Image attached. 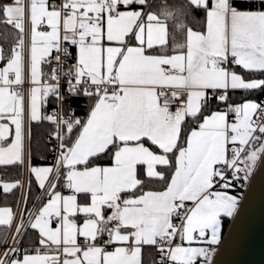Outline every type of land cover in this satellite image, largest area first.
<instances>
[{
	"label": "snow or ice",
	"instance_id": "snow-or-ice-1",
	"mask_svg": "<svg viewBox=\"0 0 264 264\" xmlns=\"http://www.w3.org/2000/svg\"><path fill=\"white\" fill-rule=\"evenodd\" d=\"M160 8L0 0V166L42 190L38 207H0V264H145V247L152 264H214L264 159V0ZM45 124L54 162L36 166Z\"/></svg>",
	"mask_w": 264,
	"mask_h": 264
},
{
	"label": "water",
	"instance_id": "water-1",
	"mask_svg": "<svg viewBox=\"0 0 264 264\" xmlns=\"http://www.w3.org/2000/svg\"><path fill=\"white\" fill-rule=\"evenodd\" d=\"M213 257L214 264H264V159L257 162Z\"/></svg>",
	"mask_w": 264,
	"mask_h": 264
},
{
	"label": "trees",
	"instance_id": "trees-1",
	"mask_svg": "<svg viewBox=\"0 0 264 264\" xmlns=\"http://www.w3.org/2000/svg\"><path fill=\"white\" fill-rule=\"evenodd\" d=\"M152 4H153V10L154 11H161L160 5H162L165 0H151ZM182 2V0H167V3L169 5H178ZM201 13L196 12L193 13V16L189 18L190 23L193 24V26L195 27L200 19H201ZM3 30V27L0 26V31ZM5 47H7V45H5ZM244 96V93H240L237 92L234 94V99L236 103L241 102L242 98ZM259 97L261 99H264V96H262L260 93H255L253 95V98ZM85 102L83 100L77 101L73 104V107L76 110V115L80 116L81 118H84L86 115V108L82 107L81 105H83ZM50 109L53 107V105H49L48 106ZM213 108H215V102L213 103ZM49 128L47 126V124L43 125V126H36L33 125L32 127V135H31V143H30V148H31V156H32V164H41V163H48V158L50 157L51 153H52V143L48 142V132H49ZM14 170H17V168H15ZM254 170V169H253ZM9 171L8 168H3L0 167V177L2 178H8L9 177ZM253 172V171H252ZM252 174V173H251ZM18 179L21 177V173L20 175L18 174ZM16 176V177H17ZM17 179V178H16ZM250 179V178H249ZM249 181V180H248ZM247 182H245V185L242 188H237L236 193L241 195L243 194L246 186H247ZM34 186L33 184V180H32V185H31V189ZM31 192V190H30ZM30 192H29V188H28V192H27V197H28V202H27V208H29V204H30ZM39 193L38 189L36 188L35 194L37 195ZM18 196H19V191H18ZM229 222H226L224 225V229H223V235L226 231V228L228 226ZM35 244V233L32 230H29L28 233L24 236L23 238V245L22 247H26L28 245H34ZM156 258V253L153 249L146 247L144 249V261L145 264H151L152 260Z\"/></svg>",
	"mask_w": 264,
	"mask_h": 264
},
{
	"label": "crops",
	"instance_id": "crops-1",
	"mask_svg": "<svg viewBox=\"0 0 264 264\" xmlns=\"http://www.w3.org/2000/svg\"><path fill=\"white\" fill-rule=\"evenodd\" d=\"M30 150H31V148H30ZM33 165H36V166H47V165H50V163L48 161V163L33 164ZM0 167H2V166H0ZM3 168H8V170L10 169V171H9V177L8 178L5 179V178L0 177V179H2L4 181H14V180H17L18 179V176L17 175L18 174L20 175V173H21V177L19 178V180L22 181L23 176H24V173L26 172L24 169L19 168V167H3ZM15 168H17V170H14ZM28 175H29V173H28ZM32 180H33L34 186L32 187L31 192H30L29 209L33 208L34 206H37L38 207L39 206V202H40L39 201V198L42 196V190L39 189L38 185L35 182L34 177H32ZM28 181H29V178H28ZM36 188L39 191V193L37 195L35 194ZM18 191L20 193V189L19 188L16 189V190H14L13 193L5 195L2 192V190H0V207H9V208L13 209V211H16L17 210V206H18V200H19ZM36 246L37 245L34 244V245H28V246H26L24 248H32V247H36ZM193 246H200V245L197 242Z\"/></svg>",
	"mask_w": 264,
	"mask_h": 264
},
{
	"label": "built area",
	"instance_id": "built-area-1",
	"mask_svg": "<svg viewBox=\"0 0 264 264\" xmlns=\"http://www.w3.org/2000/svg\"><path fill=\"white\" fill-rule=\"evenodd\" d=\"M50 110L51 109L49 108V111ZM76 116L80 117L78 115H76ZM54 143H55V141H53V143H52V148H53ZM48 161H49L50 165L54 162V153L53 152L51 153L50 157L48 158ZM25 171L26 172L24 173V176H23V179H22V181L24 182V187L22 189H20L18 206H17V210L16 211H22L23 210V208H24L23 199L27 195V191H28V178H29V175H28L27 170H25Z\"/></svg>",
	"mask_w": 264,
	"mask_h": 264
}]
</instances>
